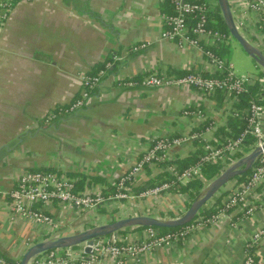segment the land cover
<instances>
[{"label": "crops", "instance_id": "obj_1", "mask_svg": "<svg viewBox=\"0 0 264 264\" xmlns=\"http://www.w3.org/2000/svg\"><path fill=\"white\" fill-rule=\"evenodd\" d=\"M204 1L214 6L217 3ZM230 5L236 21L245 24L244 36L256 45L258 16L249 11L246 0H230ZM172 12L170 0H29L16 4L8 22L0 28L2 257L20 264L31 246L49 238L47 232L10 210L9 194L24 172L56 171L74 179L78 192L108 194L154 140L182 137L206 127L186 117V110L199 108L219 122L218 131L237 132L230 121H225L233 101L224 95L215 100L216 96L206 97L188 87L133 88L123 84L124 80H141L149 74L212 72L208 59L198 50L162 39L167 29L163 15ZM144 44L146 48L132 51ZM114 57L120 60L84 108L51 117L80 96L83 76L96 73ZM195 142L176 148L174 163L196 152L199 147ZM164 173V166H152L136 184L148 188L152 183L160 185ZM94 178L100 181L91 183ZM81 179H85L83 187ZM230 188L231 184L227 185ZM227 195H217L206 210L216 206L215 202L220 205ZM176 197L186 202L184 194L174 191L159 200L173 201ZM173 203L176 213L184 208V204ZM129 205L112 207V213L108 208L86 211L80 217L60 204L43 210L73 234L92 228L95 221L104 223L110 214L126 216ZM247 207L241 205L230 211L216 226H204L176 244L145 253L141 264H243L244 242L264 224V212L247 217ZM171 214L164 218H174ZM144 232L138 228L125 230L118 234V241L143 239ZM101 264L115 261L106 258Z\"/></svg>", "mask_w": 264, "mask_h": 264}, {"label": "built area", "instance_id": "obj_2", "mask_svg": "<svg viewBox=\"0 0 264 264\" xmlns=\"http://www.w3.org/2000/svg\"><path fill=\"white\" fill-rule=\"evenodd\" d=\"M22 1L29 0H0V28L8 22L16 4ZM170 3L173 12L163 15L167 29L162 33V39L176 42L180 47L185 46L198 50L202 56L208 59L212 66V72L204 74L192 71L183 76L149 74L141 80L131 79L123 84L133 88L188 87L210 98L216 96L218 92H223L225 98L233 101V108L225 114V121H229L233 116L241 115L245 120L244 129L236 137L223 139L215 135L219 126L218 121L214 118L210 119V116L199 108L186 110L184 115L194 118L196 123L203 125L210 122L204 129L182 137H164L154 140L140 160L114 184V192L108 194L78 192L74 179L56 171L24 172L15 181V186L9 194L10 210L13 215L20 216L47 232L49 238L77 233L71 234L66 226L45 212L44 207L55 204L65 205L70 208L73 216L80 217L86 211L97 212L100 208H108L112 213L114 210L112 207L122 208L124 206L121 205L130 204L129 214L123 217L120 214H110L108 220H104L102 223L106 224L134 216L133 213H136L137 208L136 201L149 199L155 201V199L166 196L168 192L194 180H204L203 170L207 166L220 164L228 168L232 163L247 156L256 148L264 146V74L238 73L229 60L220 57L210 49L220 42L230 43L231 36L226 37V35L209 28L210 15L216 13V8L219 7L218 2L216 6L204 0H170ZM246 3L249 11L257 15L259 21L258 43L252 44L264 54V0H246ZM236 24L243 34L244 22L236 21ZM146 47L147 44L135 46L132 51L138 52ZM119 60L114 57L107 61L97 74L83 76L80 96L67 107L52 114L51 117L56 118L58 114H71L82 109L92 96L93 91L100 87L108 71ZM257 86L263 92L258 94V98H252L245 109L239 110L237 105L240 103L241 96L250 93V89ZM196 140L204 143L205 153L199 156V160L193 166L184 171L178 170L174 165L173 153L175 149ZM158 164L164 166V172L171 176V180L149 187L138 194H131L129 186L136 182L148 168ZM229 184H231V188L228 195L222 199L221 205L216 207L213 214L209 216L204 214L208 206L206 204L198 216L191 223L183 226L181 230L163 233L156 227H148L144 228V238H139L137 241L119 242L118 237H106L97 246H93L91 255L86 254L85 245H81L49 251L35 258L31 264H101L102 259L106 258H112L115 264H141L142 255L145 253L176 244L204 226H216L228 217L230 211L241 205L248 206L245 212L247 217L254 216L258 211L264 212V152L251 169L246 181L239 183L237 180H232ZM219 194L221 191L217 195ZM215 197L209 203L213 202ZM150 207L154 209L155 204L152 203ZM189 207H184L181 212H177L174 218L151 216L177 219L183 216ZM140 209L142 210L141 207L137 208V214ZM139 215L146 214L140 213ZM99 225H101L99 221L94 222V226ZM232 226L236 228L238 223ZM243 248V264H264V224L251 233L244 242ZM0 264L18 263L10 262L0 255Z\"/></svg>", "mask_w": 264, "mask_h": 264}, {"label": "water", "instance_id": "obj_3", "mask_svg": "<svg viewBox=\"0 0 264 264\" xmlns=\"http://www.w3.org/2000/svg\"><path fill=\"white\" fill-rule=\"evenodd\" d=\"M223 20L231 37L242 50L254 61L264 74V54L248 41L237 27L230 0H217ZM264 146L256 148L247 156L232 163L217 178L210 182L196 200L191 204L187 212L177 219H163L149 215H138L122 218L99 226L85 229L77 234L49 238L31 246L24 254L20 264H31L38 256L52 250L73 248L85 245L88 255L93 253V246H97L106 237L117 238L120 232L128 229H140L156 227L158 229H176L191 223L226 185L237 177H241L251 171L253 166L262 156Z\"/></svg>", "mask_w": 264, "mask_h": 264}, {"label": "trees", "instance_id": "obj_4", "mask_svg": "<svg viewBox=\"0 0 264 264\" xmlns=\"http://www.w3.org/2000/svg\"><path fill=\"white\" fill-rule=\"evenodd\" d=\"M209 20H210L209 28L220 32L222 35H226V37L227 36H231L230 33H229V30L227 29V27L225 25V22L223 20V17H222V14H221V11H220L219 8H218V11H216V13L210 15ZM230 47H231V45H229V44H227L225 42H220L216 46L211 47L210 49L212 51H214L216 54H218L220 57L227 59L228 57H230V53H231V50H230L231 48ZM104 65L105 64L101 65L100 69L96 73L90 74V75L97 74L104 67ZM129 80H131V79H129ZM125 81H127V80H124L123 83ZM94 91H93V93H94ZM262 92L263 91H262V89L259 86L255 87V88H251L250 89V93L244 94V95L241 96L240 103L237 105V108L242 111L243 109H245L249 105V102L251 101L252 98H255V99L258 98L259 97L258 94L262 93ZM222 95H223V92H218L216 97H215V100H220ZM189 110H191V109H189ZM229 121H230L229 122L230 125H233L237 129V132L234 131V130H229V131H227V133H225V132H223L220 129L219 131L217 130L215 132V135L217 137H221L223 139L236 137L242 132V130L245 127V120L242 118L241 115L233 116V117H231L229 119ZM208 122H206V124H203V125L206 126L208 124ZM195 144L197 145L196 147H199V148H197L196 152L190 153L187 157H184V158L179 157L175 161L174 164L177 165L178 170L184 171L185 169L193 166L199 160V156H201V155H203L205 153V150H204V147H203L204 143L202 141L196 140ZM154 166L162 167L163 165L158 164V165H154ZM148 169H150V168H148ZM225 169H226V167L223 166V165H220V164H214V165L207 166L203 170V178H204V180H201V179L194 180V181L188 183L185 186H181V187L173 190L174 192H177V195L184 194V196H186V202H185L186 204L183 203V201L181 199H179V197L174 198L173 201L176 204H178V203L180 205L184 204L183 205L184 207H189L196 200V198L200 195L202 190L210 182H212L215 178H217ZM249 174H250V172H248L247 174H245V175H243L241 177H237L234 180H237L239 183H242V182L247 180ZM170 177L171 176L168 173L162 174V177H161L162 181L159 182V183H164L166 181H170L171 180ZM99 181H100L99 178H94V179H92L91 183H97ZM79 183H80V187H83L84 184H85V179H81L79 181ZM154 185L155 184L152 183L151 187H153ZM146 187L148 188V185H143V186L142 185H137L136 182H134V183H132L129 186V190H130L131 194H138L141 191L147 189ZM229 190L227 189V186H225L221 190L223 192H221V194H219L220 197L226 195L229 192ZM159 199L160 198L155 199V208L154 209H152L150 207L151 204L154 202L153 199L152 200H150V199L149 200H144V201H142V200L141 201H136L135 203L139 204L141 206L143 214H146V215H157V216H160V217H164L167 214H171L172 213L171 215H174L176 217V215L174 214V213H176L175 207L173 208V206H172V205H174L173 201L170 200V199H165V198H162L161 200H159ZM215 204H216V206H212V207H210V209L204 211L206 216H209V215L213 214L216 211V207L221 205V203L219 205L218 202H215ZM181 228L182 227H179V228H176V229H160V231H162L163 233L176 232L178 230H181ZM140 229H144V228H140Z\"/></svg>", "mask_w": 264, "mask_h": 264}, {"label": "rangeland", "instance_id": "obj_5", "mask_svg": "<svg viewBox=\"0 0 264 264\" xmlns=\"http://www.w3.org/2000/svg\"><path fill=\"white\" fill-rule=\"evenodd\" d=\"M230 40L232 42L230 47L231 53L230 57L227 56V60L229 59V61L234 64L236 72L246 75H260L261 70L259 67L257 68L254 61L242 50L232 37H230ZM139 214L138 212V214H134V216H138Z\"/></svg>", "mask_w": 264, "mask_h": 264}]
</instances>
